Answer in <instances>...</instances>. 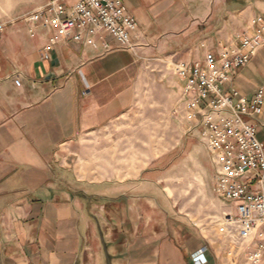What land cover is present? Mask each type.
I'll return each instance as SVG.
<instances>
[{"label":"crops","instance_id":"obj_1","mask_svg":"<svg viewBox=\"0 0 264 264\" xmlns=\"http://www.w3.org/2000/svg\"><path fill=\"white\" fill-rule=\"evenodd\" d=\"M124 2L138 23L131 51L105 35L97 47L60 40L47 53L56 29L24 19L0 31V264H233L161 209L170 199L159 181L95 179L84 142L127 110L146 54L218 59L264 20V0ZM231 86L248 99L264 89V48ZM247 120L264 144V108Z\"/></svg>","mask_w":264,"mask_h":264},{"label":"built area","instance_id":"obj_2","mask_svg":"<svg viewBox=\"0 0 264 264\" xmlns=\"http://www.w3.org/2000/svg\"><path fill=\"white\" fill-rule=\"evenodd\" d=\"M23 19L56 29L47 53L60 40L97 47L105 35L131 51L138 30L124 0H48ZM256 25L253 34L244 36L237 47L224 48L218 59L208 55L204 65L177 62L174 67L185 81L188 119L199 121L196 127L217 166L215 192L233 210L219 230L234 239L233 264H264V144L257 126L247 120L262 114L264 89L248 99L231 86L232 72L246 67L264 48V20L258 18Z\"/></svg>","mask_w":264,"mask_h":264},{"label":"rangeland","instance_id":"obj_3","mask_svg":"<svg viewBox=\"0 0 264 264\" xmlns=\"http://www.w3.org/2000/svg\"><path fill=\"white\" fill-rule=\"evenodd\" d=\"M47 1L0 0V27L6 31ZM142 63L144 71L127 110L85 140V164L96 165L91 174L98 180L113 176L159 181L156 187L170 199L160 202L161 209L216 242L233 263L234 239L219 231L233 210L215 192L217 166L188 119L184 86L174 72L177 62L146 54Z\"/></svg>","mask_w":264,"mask_h":264}]
</instances>
